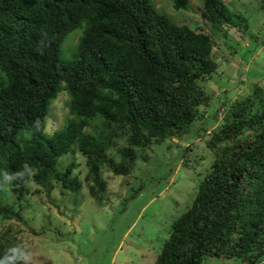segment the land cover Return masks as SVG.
I'll return each instance as SVG.
<instances>
[{
  "label": "trees",
  "instance_id": "1",
  "mask_svg": "<svg viewBox=\"0 0 264 264\" xmlns=\"http://www.w3.org/2000/svg\"><path fill=\"white\" fill-rule=\"evenodd\" d=\"M173 1L176 9L193 2ZM256 1L264 11V0ZM202 5L201 22L191 27L150 0H0V173L25 164L32 170L10 184L18 204L34 192L30 181L49 198L58 185L78 191L86 184L104 205V168L129 175L147 149L199 125L194 135L205 137L214 159L154 264H202L205 256L264 264V83L229 106L219 101L209 114L212 95L202 82L219 68L211 28L236 26L246 34L249 25L224 0ZM78 27L84 33L65 61L63 43ZM62 90L70 117L48 135L46 116ZM76 152L86 160L84 179L76 161L59 166ZM13 220L27 223L0 194V223ZM15 240L11 225L0 230V257Z\"/></svg>",
  "mask_w": 264,
  "mask_h": 264
},
{
  "label": "rangeland",
  "instance_id": "2",
  "mask_svg": "<svg viewBox=\"0 0 264 264\" xmlns=\"http://www.w3.org/2000/svg\"><path fill=\"white\" fill-rule=\"evenodd\" d=\"M150 2L175 23L196 27L201 22L202 0H193L187 9H176L173 0ZM224 2L231 12L246 18L249 28L246 34L236 26L211 28L217 38L214 55L219 68L202 82L212 95L206 108L211 115L219 101L229 106L236 98L251 93L255 83H264V11L256 0ZM83 33V28L78 27L68 34L63 43V60L73 57ZM255 36H260L258 41ZM69 101V93L62 90L50 104L45 128L48 135L66 124ZM226 106L222 105V112H218L216 126L221 124ZM194 133L147 149L144 153L148 158H139L129 175L104 168L108 181L104 205L89 194L86 184L78 191H62L58 185L49 198L46 192L36 193L39 186L28 181L34 192L20 204L11 185L0 186L3 200L21 208L27 222L0 223V230L11 225L17 235L15 243H26L37 257L34 264H154L173 221L192 204L214 159L205 137ZM187 146L190 149L186 150ZM72 160L78 163L76 173L84 179L87 165L79 152L62 156L59 166ZM202 264L245 263L238 258L205 256Z\"/></svg>",
  "mask_w": 264,
  "mask_h": 264
},
{
  "label": "clouds",
  "instance_id": "3",
  "mask_svg": "<svg viewBox=\"0 0 264 264\" xmlns=\"http://www.w3.org/2000/svg\"><path fill=\"white\" fill-rule=\"evenodd\" d=\"M31 171V167L27 164L21 172L10 173L5 170L0 173V186L7 188L12 182L23 180L26 174L31 175ZM36 259L30 247L26 243H21L8 247L4 255L0 257V264H34Z\"/></svg>",
  "mask_w": 264,
  "mask_h": 264
}]
</instances>
